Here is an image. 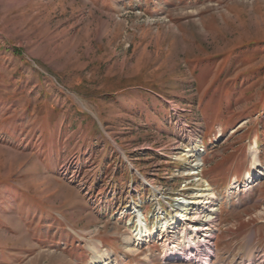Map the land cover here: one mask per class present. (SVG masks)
Listing matches in <instances>:
<instances>
[{
    "label": "rangeland",
    "instance_id": "obj_1",
    "mask_svg": "<svg viewBox=\"0 0 264 264\" xmlns=\"http://www.w3.org/2000/svg\"><path fill=\"white\" fill-rule=\"evenodd\" d=\"M254 150L264 0H0V264H167L129 248L137 210L153 230L208 183L210 264H264Z\"/></svg>",
    "mask_w": 264,
    "mask_h": 264
},
{
    "label": "bare ground",
    "instance_id": "obj_2",
    "mask_svg": "<svg viewBox=\"0 0 264 264\" xmlns=\"http://www.w3.org/2000/svg\"><path fill=\"white\" fill-rule=\"evenodd\" d=\"M252 152L254 155L252 163L253 171L254 173L259 172L260 175H263L264 168L262 163L259 161L256 151L254 150ZM249 177L250 173L248 175V178ZM236 183L237 182H234L233 185ZM192 198L193 200L191 201L187 199L180 201L181 212L179 215H177L176 219L175 217H172L170 220L164 222L160 226H155L153 230H150L148 223H145V219L139 213V224L142 226V235L140 234L141 236L139 240L145 239L146 241H152V239H154L153 237H155L156 240H164L163 242H168V244L166 243L167 247L165 245L166 252L164 253L165 256L173 259H178L175 254H181L185 249L184 245H188L187 249H192V247H190V245H192V241L188 240L189 236L191 235L197 238L198 241L200 238L204 237L203 241L206 243V245L212 244L210 241L211 236L213 235V238L215 237L213 234L215 228L213 226L216 224L219 217V206L218 202L216 203L218 198L216 196L215 190L213 186L208 183L207 187L201 189V191L197 192V194H195ZM200 204H202V206ZM168 228L169 230L167 231ZM170 232L173 234H170ZM200 233L203 234L200 235ZM177 238L183 239L178 241ZM127 243L129 248L136 249L131 241V238L127 240ZM208 248L209 250L212 249L213 252V244L208 245ZM92 249L94 251L93 261H97L99 264H110V261L107 262V259L110 258V252H100L97 246H93Z\"/></svg>",
    "mask_w": 264,
    "mask_h": 264
}]
</instances>
